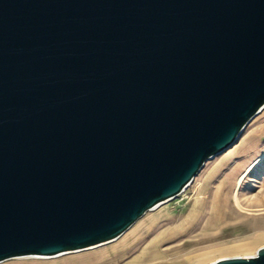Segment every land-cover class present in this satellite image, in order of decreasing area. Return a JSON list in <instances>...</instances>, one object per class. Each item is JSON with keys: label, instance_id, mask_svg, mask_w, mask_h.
<instances>
[{"label": "water", "instance_id": "1", "mask_svg": "<svg viewBox=\"0 0 264 264\" xmlns=\"http://www.w3.org/2000/svg\"><path fill=\"white\" fill-rule=\"evenodd\" d=\"M263 107L264 0H0V262L119 237Z\"/></svg>", "mask_w": 264, "mask_h": 264}, {"label": "rangeland", "instance_id": "2", "mask_svg": "<svg viewBox=\"0 0 264 264\" xmlns=\"http://www.w3.org/2000/svg\"><path fill=\"white\" fill-rule=\"evenodd\" d=\"M124 237L132 245L117 264H209L255 255L264 246V109L231 148L205 163L183 194L144 214L119 240L46 259L52 262L1 264H93ZM143 250L147 259L139 257Z\"/></svg>", "mask_w": 264, "mask_h": 264}, {"label": "bare ground", "instance_id": "3", "mask_svg": "<svg viewBox=\"0 0 264 264\" xmlns=\"http://www.w3.org/2000/svg\"><path fill=\"white\" fill-rule=\"evenodd\" d=\"M263 109H264V107H263ZM263 109L261 111H263ZM185 190L183 192H185ZM183 192L180 193L179 195L183 194ZM179 195H178V197H179ZM176 197L171 198V199H168V200H165L163 202H160L159 204H157L155 207H153L152 209L148 210L147 212L156 210L161 205L170 202V200L175 199ZM132 227H133V225L129 229H127L123 234H121L119 237H117L115 239H112V240H109V241H106V242H103V243H100V244H97V245H93V246H90V247H87V248H84V249L66 251V252L58 253L56 255H26V256L13 257V258H10V259L1 261L0 264L3 263V262L9 261V260H15V259H22V261H24V262H37V263H44V262L56 261V260H46V259L57 258V257L63 256V255L72 254V253H79V252H82V251L91 250V249H95V248H98V247H101V246H104V245H108L110 243H113V242L119 240ZM135 232L136 231H133L132 233H135ZM131 245H132V241L128 237H124L115 246H112V248L107 251L106 255H104L102 258H99L93 264H117L116 261H118L120 258H123V257H125V256L128 255L129 248L131 247ZM250 256H252V255H250ZM83 264H87V263H83Z\"/></svg>", "mask_w": 264, "mask_h": 264}, {"label": "crops", "instance_id": "4", "mask_svg": "<svg viewBox=\"0 0 264 264\" xmlns=\"http://www.w3.org/2000/svg\"><path fill=\"white\" fill-rule=\"evenodd\" d=\"M139 257L142 259H147V257H148L147 251L143 250L142 253L139 255Z\"/></svg>", "mask_w": 264, "mask_h": 264}]
</instances>
